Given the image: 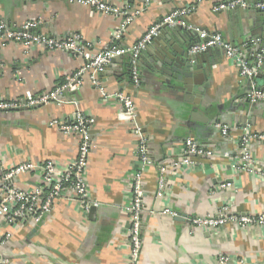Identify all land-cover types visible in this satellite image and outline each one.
<instances>
[{"label": "crops", "instance_id": "obj_1", "mask_svg": "<svg viewBox=\"0 0 264 264\" xmlns=\"http://www.w3.org/2000/svg\"><path fill=\"white\" fill-rule=\"evenodd\" d=\"M103 1L112 6H126L134 16L120 41L124 47L134 45L172 10L196 5L186 17L192 29L166 27L158 43L143 50L138 58V83L132 77L129 54L118 57L98 75L106 93L123 91L133 97L136 123L146 136L154 161L144 173L140 264H216L221 254L229 257L227 264H264V224L246 228L227 224L210 232L192 228L186 220L214 213L222 206H229L240 215L264 210V173L243 171L235 164L241 155L239 142L245 129L264 133V102H248L250 84L240 77L238 65L223 51H209L214 60L205 64L203 92L183 90L172 78L173 66L163 60L169 47L190 50L198 40L195 28L221 33L231 44H238L247 35L262 36L263 12L254 8L213 11L215 4L227 0H152L138 14L144 0ZM0 17L11 26L39 18L42 24L38 32L51 37L81 34L93 55L110 43L121 22L118 17L99 14L69 0H0ZM83 65L81 57L69 52L26 48L14 42L3 45L0 38V96L13 99L50 91ZM82 80L77 93L66 94L61 103L0 113V175L4 169L26 161L53 160L60 168L65 167L77 156V137L50 123L66 121L80 110L94 119L86 180L93 200L99 205L92 206L95 209L91 212V208L85 211L69 197L57 199L36 227L28 225L29 220L11 224L1 219L0 264L4 259L9 264L128 262L130 221L123 207L130 202L132 178L140 167L136 159L138 136L133 119L123 111L122 104L104 100L93 83L92 72L86 71ZM256 80L264 86V67ZM218 121L230 125L228 138L215 127ZM188 137H195L213 154L196 159V163L183 167L177 175H169L166 193L160 198L159 166L172 167L171 163L182 157ZM251 148L254 156L263 161L264 142L252 143ZM13 182L19 188L33 190L40 175L25 172ZM224 183L231 186L220 188ZM165 208L179 216L162 215Z\"/></svg>", "mask_w": 264, "mask_h": 264}, {"label": "built area", "instance_id": "obj_2", "mask_svg": "<svg viewBox=\"0 0 264 264\" xmlns=\"http://www.w3.org/2000/svg\"><path fill=\"white\" fill-rule=\"evenodd\" d=\"M152 0H144L143 7L137 11L148 8ZM70 3L80 4L90 7L99 14L112 15L121 19L110 43L102 46L96 54H90L89 44L81 34H73L67 37L57 38L38 32L42 24L39 18H30L20 26H11L0 17V38L3 45L7 43H20L26 48L38 47L47 50H61L69 52L84 60V65L77 72L66 76L52 90L39 94L20 96L7 99L0 96V113H13L21 109L34 108L52 102L61 103L63 97L68 93L78 91L83 83L82 75L86 71L92 72V80L95 86L99 87L104 100L119 101L123 111L133 119L134 132L138 136L136 148V159L140 167L132 178L130 186V202L123 207V211L129 214L130 229L128 233V262L127 264H140L143 249V214H144V173L154 165L150 155V148L142 128L136 123L135 103L132 96L125 92L114 94L106 93L103 89L98 75L102 73L108 64L115 57L124 55L132 56V77L135 83L139 82L138 58L143 50L160 34L163 28L169 26H183L192 29L186 23V17L196 8L195 4L185 5L176 8L156 21L148 31L131 47L120 45L124 34L132 23L134 16L130 14L127 7H117L103 0H69ZM254 8L264 13V0L249 2L247 0H227L213 6L214 12L233 11L236 9ZM198 33V40L191 48V54L207 52L211 49H219L225 53L227 58L233 60L239 67L240 77L246 79L249 84L247 100L250 104L264 102V86L257 83V76L264 63V47L259 53L250 58V48L248 44L243 46H233L221 33H211L200 28H195ZM250 45V44H249ZM94 122L92 117H88L82 111H77L73 117L66 121H53L50 124L60 128L63 133L73 135L78 140L77 156L65 167L60 168L53 160L35 163L26 161L7 169L0 175V220L8 223L16 221L28 222L32 227L38 226L52 209L57 199L69 197L76 200L82 209L89 211L92 206L99 203L93 200L88 182L86 180V169L88 159L92 151L93 143L90 139V128ZM215 127L220 130L222 135L229 137L231 127L222 122L215 123ZM264 142V133L245 132L240 137L239 146L241 155L235 164L241 170L249 172L257 171L264 173V160L257 159L251 148L252 143ZM213 152L203 147L195 137H188L183 144L182 157L171 163L172 167L166 164L159 166L157 179V196L162 198L169 185V175H177L183 167L196 163V159L212 156ZM37 172L40 175V182L33 190L17 187L13 180L22 173ZM231 183L221 184L220 188L226 189ZM162 215L178 217L179 214L172 209L165 208L161 211ZM189 226L192 228L200 227L210 232L217 228L234 224L246 228L254 224H264V210L258 214H236L229 206H222L218 211L204 216L186 217ZM7 236H10L8 233ZM229 257L221 254L216 264H227ZM3 264H9L7 259Z\"/></svg>", "mask_w": 264, "mask_h": 264}, {"label": "water", "instance_id": "obj_3", "mask_svg": "<svg viewBox=\"0 0 264 264\" xmlns=\"http://www.w3.org/2000/svg\"><path fill=\"white\" fill-rule=\"evenodd\" d=\"M130 2H132V0H130ZM234 11L235 10H233L232 12ZM262 15L264 17V13H262ZM165 29L166 28H163L160 34L156 36L150 44L153 43V46H155L161 39V35L162 33H164ZM249 36L250 35L243 37L238 44L233 43L232 45L243 46L244 44H248V47L250 48V53L252 54V56L250 55V58L253 59V55L259 53L264 47V35H251L250 37ZM164 46H166V44H164ZM211 50L221 51L219 49ZM211 50L199 54H191L190 50H179L175 47H169L168 54L165 57L164 54L162 56L164 57L163 60L166 61L168 65L173 66L171 67L172 78L183 86V90L203 92V89H201V80H203L204 78L203 70L205 69V64H209L211 61L214 60L212 56L213 54H209V51ZM117 58L118 57L113 58L111 62H113ZM262 67H264V63L262 64ZM192 80L194 81L192 82ZM192 83H194L193 86ZM73 93H77V91ZM94 209L95 207H91L90 211L93 212Z\"/></svg>", "mask_w": 264, "mask_h": 264}, {"label": "trees", "instance_id": "obj_4", "mask_svg": "<svg viewBox=\"0 0 264 264\" xmlns=\"http://www.w3.org/2000/svg\"><path fill=\"white\" fill-rule=\"evenodd\" d=\"M120 43V42H119Z\"/></svg>", "mask_w": 264, "mask_h": 264}]
</instances>
